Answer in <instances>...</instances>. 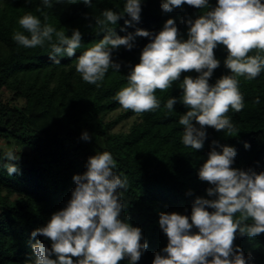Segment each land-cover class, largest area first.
Returning a JSON list of instances; mask_svg holds the SVG:
<instances>
[{
	"label": "trees",
	"instance_id": "obj_1",
	"mask_svg": "<svg viewBox=\"0 0 264 264\" xmlns=\"http://www.w3.org/2000/svg\"><path fill=\"white\" fill-rule=\"evenodd\" d=\"M124 3L93 0V7L77 2L57 3L45 9L47 23L69 36L73 28L81 33L82 47L72 57H59L61 63L54 64L47 45L25 48L12 38L16 31H23L18 20L24 13L40 16L36 12L39 0H0V140L20 147L16 150L19 174H7L3 167L5 152L0 150V264H30L34 259L31 244L36 240L51 247L48 238L30 233L65 206L75 186L73 175L85 171L88 157L96 151H110L116 160L115 171L128 180L127 188L121 190L125 202L121 218L127 217L132 225L139 226L148 244L137 264H152L154 253L167 243L158 224L160 212L189 215L196 196L212 198L206 191L211 185L199 179L197 170L213 147L218 151L220 145L235 148L232 167L264 170V72L253 80L239 77L245 107L240 112H228L239 131L229 136L227 131L205 126L206 138L199 150L181 141L179 117L187 107L180 100L179 81L167 90L156 91L161 107L155 111L135 113L114 98L127 83L126 76L139 61L149 37L135 36L131 49L121 46L114 50L112 58L120 67L117 71L110 68L99 87L82 80L75 68L77 58L104 35L93 17L106 8L122 12ZM215 3L209 0L210 7ZM160 4L161 0H142L139 20L126 25L124 21L131 18L124 13L113 26L114 32L124 36L142 28L155 34L166 19L173 18L180 37L186 39L185 20L194 19L203 10L183 4L165 12ZM255 52L253 49L249 55ZM214 53L220 66L214 69L210 84L230 71L224 65L225 47L218 44ZM185 75L195 77L198 73L182 72L180 79ZM5 92L10 96L4 97ZM170 96L176 97L177 103L169 114L163 105ZM257 96L259 104L254 103ZM19 99L22 104H17ZM120 107L123 110L118 117L103 121L107 113ZM130 116L137 119L128 131L109 133L118 121ZM83 131L89 133V140L81 138ZM245 142L250 147L245 148ZM233 245L242 249L246 259L251 257L250 264H264V233L254 237L237 233ZM118 264L129 261L126 257Z\"/></svg>",
	"mask_w": 264,
	"mask_h": 264
},
{
	"label": "clouds",
	"instance_id": "obj_2",
	"mask_svg": "<svg viewBox=\"0 0 264 264\" xmlns=\"http://www.w3.org/2000/svg\"><path fill=\"white\" fill-rule=\"evenodd\" d=\"M77 2L93 7V0H39L36 12L40 16L24 13L18 20L23 31H16L12 38L25 48L47 45L52 63L60 64L59 57H72L82 47L81 33L73 28L69 36L47 23L45 9ZM141 2L125 0L122 12L106 8L93 17L104 35L77 58L75 68L82 80L99 87L110 68L117 71L120 67L112 58L113 51L121 46L131 49L135 36L149 37L126 76L127 83L115 94L119 104L135 113L155 111L161 107L156 91L179 81L180 100L187 107L179 117L185 146L201 149L205 126L227 131L229 136L236 134L239 129L228 112L245 107L239 77L253 80L264 72V0H216L212 7L209 0H161L165 12L183 4L203 10L185 20L186 39L180 37L173 18L166 19L155 34L137 28L134 34L117 35L113 26L124 13L131 18L124 21L126 25L139 20ZM218 44L227 51L224 65L230 71L210 84L214 69L220 66L214 53ZM253 49L255 54L249 55ZM192 70L198 75L180 79L182 72ZM176 103L177 98L170 96L163 107L170 114ZM254 103H260L258 96ZM81 138L87 141L90 135L83 131ZM244 146L250 147L247 142ZM235 156L231 145H220L219 151L213 147L197 170L199 179L211 185L206 191L212 198L196 196L189 215L159 213L158 224L167 243L154 253L152 264H250L251 257L246 259L233 241L237 233L249 237L264 233V170L232 167ZM4 160L8 175L19 174L16 150L5 151ZM116 167L110 151H96L88 157L85 171L72 177L75 186L65 206L30 233L51 241V247L40 240L31 244L34 259L30 264H118L126 257L129 264H137L148 244L139 226L121 218L125 206L121 190L127 188L128 180L117 174Z\"/></svg>",
	"mask_w": 264,
	"mask_h": 264
},
{
	"label": "rangeland",
	"instance_id": "obj_3",
	"mask_svg": "<svg viewBox=\"0 0 264 264\" xmlns=\"http://www.w3.org/2000/svg\"><path fill=\"white\" fill-rule=\"evenodd\" d=\"M55 83V78L51 81V85ZM10 96L8 92H5L4 97H8ZM17 104H22L23 101L21 99L16 101ZM123 110L122 107L111 111L109 113H107L104 116L103 121H109L112 119H115L116 117H118V115L121 113V111ZM137 119L136 116H130L127 117L125 119H121L120 121H118L111 129H109V133H116V132H121L124 133L126 131H128L131 123L133 121H135ZM8 149H14V150H20V147H18L15 143L11 142V143H7L3 140H0V150H2L3 152L7 151Z\"/></svg>",
	"mask_w": 264,
	"mask_h": 264
}]
</instances>
